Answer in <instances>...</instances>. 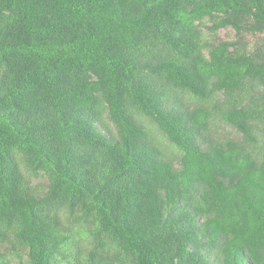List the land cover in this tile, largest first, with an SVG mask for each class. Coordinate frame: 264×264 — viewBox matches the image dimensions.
Instances as JSON below:
<instances>
[{"label":"trees","instance_id":"obj_1","mask_svg":"<svg viewBox=\"0 0 264 264\" xmlns=\"http://www.w3.org/2000/svg\"><path fill=\"white\" fill-rule=\"evenodd\" d=\"M13 262L264 264V0H0Z\"/></svg>","mask_w":264,"mask_h":264},{"label":"rangeland","instance_id":"obj_2","mask_svg":"<svg viewBox=\"0 0 264 264\" xmlns=\"http://www.w3.org/2000/svg\"><path fill=\"white\" fill-rule=\"evenodd\" d=\"M233 34L234 33L230 29H228V30H221L219 32L218 36L221 39H232L233 38ZM246 41L248 43H253L255 41V39L252 38V37H247ZM222 132H223V134H228L230 136H232L234 134L233 133L234 130L231 129L230 127H224L222 129ZM32 184L33 185H37L40 189H44L45 185H46V181H45V179L39 177L37 179L36 178L32 179ZM12 264H16V263L13 262Z\"/></svg>","mask_w":264,"mask_h":264}]
</instances>
